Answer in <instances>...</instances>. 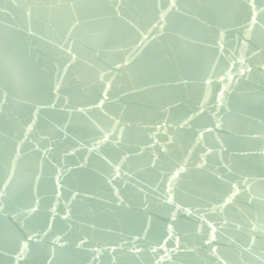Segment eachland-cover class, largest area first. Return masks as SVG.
<instances>
[{
  "label": "water",
  "instance_id": "1",
  "mask_svg": "<svg viewBox=\"0 0 264 264\" xmlns=\"http://www.w3.org/2000/svg\"><path fill=\"white\" fill-rule=\"evenodd\" d=\"M0 264H264V0H0Z\"/></svg>",
  "mask_w": 264,
  "mask_h": 264
}]
</instances>
